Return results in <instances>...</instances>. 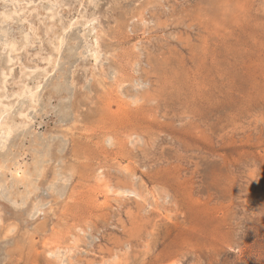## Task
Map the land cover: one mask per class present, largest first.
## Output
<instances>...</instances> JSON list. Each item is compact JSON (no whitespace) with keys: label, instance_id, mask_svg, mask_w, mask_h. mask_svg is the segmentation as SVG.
Segmentation results:
<instances>
[{"label":"rangeland","instance_id":"rangeland-1","mask_svg":"<svg viewBox=\"0 0 264 264\" xmlns=\"http://www.w3.org/2000/svg\"><path fill=\"white\" fill-rule=\"evenodd\" d=\"M0 50V264H264V0H0Z\"/></svg>","mask_w":264,"mask_h":264},{"label":"bare ground","instance_id":"bare-ground-1","mask_svg":"<svg viewBox=\"0 0 264 264\" xmlns=\"http://www.w3.org/2000/svg\"><path fill=\"white\" fill-rule=\"evenodd\" d=\"M98 41V40H97ZM96 41V42H97ZM186 44V43H185ZM6 47V46H5ZM4 48V47H3ZM1 51V50H0ZM9 71V70H8ZM2 72V71H1ZM5 73V72H4ZM1 75V74H0ZM2 76H4V75H2ZM27 77V76H26ZM2 79H3V77H2ZM4 81V80H3ZM10 81V80H9ZM5 82V81H4ZM7 83V82H6ZM3 84V83H2ZM4 85V84H3ZM3 87V86H2ZM3 89V88H2ZM5 89V88H4ZM22 91V90H21ZM26 91H28V90H26ZM19 94H21V93H19ZM24 94V93H23ZM8 95V94H7ZM12 95V94H11ZM14 95V94H13ZM25 95V94H24ZM33 95V94H32ZM16 96V95H15ZM18 97V96H17ZM20 97H21V95H20ZM30 97V96H29ZM32 97V96H31ZM19 98V97H18ZM1 99V98H0ZM12 99V98H11ZM8 100V99H7ZM4 105V104H3ZM3 105H2V107H3ZM6 105V104H5ZM4 105V106H5ZM24 105V104H23ZM22 105V106H23ZM4 108V107H3ZM6 108V107H5ZM8 109H9V107H8ZM11 110V109H10ZM20 111V110H19ZM15 114V113H14ZM24 114V113H23ZM24 115H26V114H24ZM20 117V116H19ZM24 117V116H23ZM12 118V117H11ZM10 121H11V119H9ZM13 121V120H12ZM0 122H1V120H0ZM11 123V122H10ZM3 126H4V124H3ZM10 130V129H9ZM9 130H8V132H9ZM8 132H6V133H8ZM24 177V176H23Z\"/></svg>","mask_w":264,"mask_h":264}]
</instances>
